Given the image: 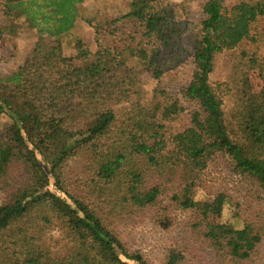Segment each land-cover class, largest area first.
<instances>
[{
	"label": "trees",
	"instance_id": "16d2710c",
	"mask_svg": "<svg viewBox=\"0 0 264 264\" xmlns=\"http://www.w3.org/2000/svg\"><path fill=\"white\" fill-rule=\"evenodd\" d=\"M88 0H0V41L33 31L19 68L0 71V264H155L117 225L127 219H177L179 233L159 264H252L264 242V0H125L112 18L89 17L96 50L75 55L47 42L71 33ZM131 25L132 30L124 27ZM193 32L191 81L176 98L159 87L147 98L145 75L159 81ZM249 42L229 83L259 91L225 111L210 81L215 58ZM220 88V87H218ZM221 155L262 205L242 208L222 192L196 200L210 159ZM83 177L72 183V165ZM220 223L211 213H225ZM54 233L59 248L49 244ZM258 264V263H257Z\"/></svg>",
	"mask_w": 264,
	"mask_h": 264
},
{
	"label": "rangeland",
	"instance_id": "374dc122",
	"mask_svg": "<svg viewBox=\"0 0 264 264\" xmlns=\"http://www.w3.org/2000/svg\"><path fill=\"white\" fill-rule=\"evenodd\" d=\"M119 1L125 0H88L78 6L79 18L76 26L71 33L63 35L60 38H47L50 45L59 47L65 56L75 55V42L77 39L83 41L93 51L96 50L95 32L89 26L85 19L89 17H109L115 16L118 11L117 4ZM175 3H181L183 0H172ZM228 6L235 4L236 0H225ZM200 0H191L190 12L191 18L196 22L202 17ZM0 20L3 17L0 13ZM126 30L131 31L132 26L126 25ZM38 39V35L33 32H23L17 36H5L0 41V71L6 76L16 71L27 57L30 50ZM194 34L189 32L184 34L181 43L184 51L178 62L175 63L171 70L164 73L159 81L153 79L149 72L145 75V91L147 98H151L152 92L159 87L169 95L179 98L181 90L191 81L194 71V61L192 51L194 48ZM253 46L249 42L243 43L239 48L234 50L223 51L215 58L214 69L210 75L211 83L219 89L220 96L223 99L225 111H229L239 99H247L254 91H259L263 82L256 68H248V76L250 88H234L229 83L230 73L234 63L240 58L242 51L252 50ZM220 87V88H218ZM5 120L0 119V125L4 124ZM72 183H79L83 177V165L80 161H76L69 172ZM203 183L201 186L194 188L193 196L196 200H211L213 194L228 193L232 195L234 200L242 204V208L249 211H256L262 205L260 198L254 191L250 190L249 182L235 175L228 167L221 155L213 156L208 167L202 176ZM1 204V199H0ZM177 219H182L181 215L175 216ZM227 218L225 213H211L209 220L211 222L220 223ZM177 219H157L153 214L147 215L143 219H127L119 222L117 229L133 249H141L155 264H159L162 253L161 248L169 245L171 238L180 232L178 229ZM54 238L50 236L49 244L53 249L59 248L60 239L58 234L54 233ZM258 264H264V242L259 247ZM208 258L203 257L193 261L189 256L185 264H207ZM255 263V264H257ZM254 264V263H252Z\"/></svg>",
	"mask_w": 264,
	"mask_h": 264
}]
</instances>
